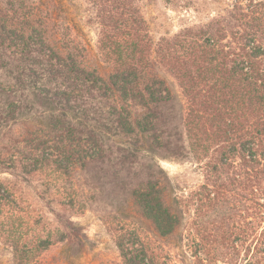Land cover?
<instances>
[{"label": "trees", "instance_id": "16d2710c", "mask_svg": "<svg viewBox=\"0 0 264 264\" xmlns=\"http://www.w3.org/2000/svg\"><path fill=\"white\" fill-rule=\"evenodd\" d=\"M231 1L154 45L137 0H83L103 76L59 0H0V117L7 126L26 98L45 117L10 143L23 145L12 167L40 183L56 223L0 184L11 264H45L62 244L81 255L87 237L71 218L87 210L121 264H175L167 241L189 201L157 160L187 158L205 180L191 204L195 264H264V0Z\"/></svg>", "mask_w": 264, "mask_h": 264}, {"label": "rangeland", "instance_id": "374dc122", "mask_svg": "<svg viewBox=\"0 0 264 264\" xmlns=\"http://www.w3.org/2000/svg\"><path fill=\"white\" fill-rule=\"evenodd\" d=\"M64 6L69 22L75 27L78 36L83 39L88 49V64L97 67L101 75L105 76L108 69L101 62L97 48V28L94 24H87L84 13L83 0H59ZM138 8L146 22L151 42L156 45L161 38L178 34L184 28L205 24L218 17L225 9H229L231 0H137ZM242 4L246 5L247 0ZM5 95L0 93V109L6 102ZM23 106L15 110L10 116L8 125L5 126L0 117V184L11 187L17 195L19 207L28 215L34 213L45 214L54 222V216L46 214L47 196L42 199L43 187L33 179L25 178L19 170L12 167V162L20 155L22 144L19 147L8 148L10 143L21 135L37 134L45 128L44 109L38 105L29 104L25 99ZM26 103V104H25ZM17 101L15 106H19ZM1 111V110H0ZM1 114V112H0ZM160 169L170 179L173 192L185 201H189L183 223L178 232L167 241L170 253L175 264H195L194 247L196 235L192 228L194 221L193 196L200 192L204 183L202 164L196 163L191 158L181 161L173 159H158ZM195 205V204H194ZM99 207H104L98 204ZM58 211L59 208L51 206ZM71 220L83 229L87 237L84 252L75 255L76 248L67 247L65 244L50 248L42 259L45 264H121L112 236L100 220L97 213L92 210L85 211L81 216L72 217ZM1 222V217H0ZM3 234L0 232V264H11L12 254L10 248L4 245ZM227 264V263H216Z\"/></svg>", "mask_w": 264, "mask_h": 264}]
</instances>
